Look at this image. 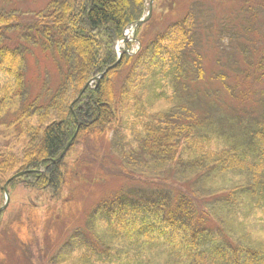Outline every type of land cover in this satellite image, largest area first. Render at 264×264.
<instances>
[{
	"label": "trees",
	"instance_id": "1",
	"mask_svg": "<svg viewBox=\"0 0 264 264\" xmlns=\"http://www.w3.org/2000/svg\"><path fill=\"white\" fill-rule=\"evenodd\" d=\"M234 1L264 11V0ZM144 11L145 0H52L29 30L51 61V81L37 56V77L28 78L30 44H8L20 21L0 14V186L20 172L8 188L19 182L58 198L70 173L122 184L56 258L72 251L93 264H264V107L262 126L236 118L235 130L214 122L206 96L190 94L201 73L190 79L188 17L149 43L143 24L139 49L117 60L116 43ZM258 70L264 77V64ZM190 100L201 112L195 121ZM20 225L35 241L36 230Z\"/></svg>",
	"mask_w": 264,
	"mask_h": 264
},
{
	"label": "rangeland",
	"instance_id": "2",
	"mask_svg": "<svg viewBox=\"0 0 264 264\" xmlns=\"http://www.w3.org/2000/svg\"><path fill=\"white\" fill-rule=\"evenodd\" d=\"M150 1L145 0L144 15ZM50 2L52 0H0V14H11L20 21V31L9 33L8 44H30V55L26 56L30 68L28 78H36L44 68L49 80L54 75L50 59L34 45V34H29L35 17ZM246 4L247 8L242 2L234 0H152L148 24L140 33L144 43L153 42L158 33L167 31L185 17L190 18L195 34L194 44L187 50L194 70V76L190 79L201 73L199 84H193L194 88L191 85L193 90L190 94L197 92L201 98L206 96L202 100L203 107L208 104L206 109L213 115L214 122L218 124L221 120V125H234L235 130L240 127L236 118L251 121L246 126H255L253 121L258 124L256 120L263 123L260 113L264 107V77L260 76L258 66L264 64V11H260L254 2L248 1ZM23 28L26 29L24 34ZM125 32L129 33L127 38L132 40L116 43L117 56L124 50L135 52L140 46V39L135 37L132 28L127 27ZM34 56H37L35 60L38 61L39 71L34 68ZM188 108L190 118L195 121L201 114L199 107L191 101ZM1 136L0 143L5 145L4 133ZM112 137L110 133L107 142ZM75 155L71 153L68 159ZM11 176L13 174L6 176L2 188ZM93 177L85 172L68 174L59 198L26 189L19 182L14 189H7L8 200L5 193L0 191V208L7 203L0 215V264H42L39 244L48 253L45 254L49 257L47 264H93L91 258L90 262L72 251L56 258L60 245L70 241L71 235L79 234L86 227V215L108 196L106 194L118 191L122 185L113 178L93 182ZM20 223L29 226L33 232L36 230L34 236L38 237L35 241L33 237L32 242H26L24 232L21 235ZM212 229L216 230L215 227ZM24 242L29 243L28 246L22 247ZM43 262H46L45 258Z\"/></svg>",
	"mask_w": 264,
	"mask_h": 264
},
{
	"label": "water",
	"instance_id": "3",
	"mask_svg": "<svg viewBox=\"0 0 264 264\" xmlns=\"http://www.w3.org/2000/svg\"><path fill=\"white\" fill-rule=\"evenodd\" d=\"M151 3H152V0L150 1L149 5H148V10H147L146 15H145L143 18H141L139 21L135 22L132 26H130V28H132L134 31H135L137 28H139L142 24H144V23L148 20V18H149V16H150ZM128 40H132V39L127 38L126 35H125V33H124V41H128ZM119 59H120V55H119ZM70 144H71V143L69 142V143L66 145L65 149L62 151V153H61V155L59 156L58 159H61V158H62V156H63V155L66 153V151L68 150ZM24 174H25V172L17 173V174L13 175L11 178H9V179L6 181V183H5L4 186H3V191H4V193H5L6 200H8V198H7V185L10 183V181H12V180H14V179H16V178H19V177L23 176ZM6 204H7V203H5V205H4L2 208H0V212H1V210H3V209L6 207Z\"/></svg>",
	"mask_w": 264,
	"mask_h": 264
},
{
	"label": "bare ground",
	"instance_id": "4",
	"mask_svg": "<svg viewBox=\"0 0 264 264\" xmlns=\"http://www.w3.org/2000/svg\"><path fill=\"white\" fill-rule=\"evenodd\" d=\"M125 35H126V37H129V33L128 32L127 33L125 32Z\"/></svg>",
	"mask_w": 264,
	"mask_h": 264
}]
</instances>
